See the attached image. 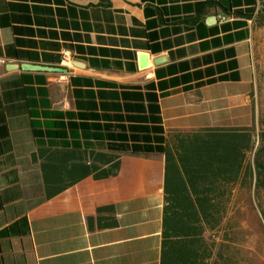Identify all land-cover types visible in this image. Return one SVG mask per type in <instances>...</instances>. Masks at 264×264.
Listing matches in <instances>:
<instances>
[{"label": "crops", "instance_id": "0c3cea01", "mask_svg": "<svg viewBox=\"0 0 264 264\" xmlns=\"http://www.w3.org/2000/svg\"><path fill=\"white\" fill-rule=\"evenodd\" d=\"M261 1L0 0V264H162L165 149L253 123Z\"/></svg>", "mask_w": 264, "mask_h": 264}, {"label": "trees", "instance_id": "16d2710c", "mask_svg": "<svg viewBox=\"0 0 264 264\" xmlns=\"http://www.w3.org/2000/svg\"><path fill=\"white\" fill-rule=\"evenodd\" d=\"M264 13L256 16L259 24ZM251 125L178 134L166 154L162 264H247L235 192L264 188V131Z\"/></svg>", "mask_w": 264, "mask_h": 264}, {"label": "rangeland", "instance_id": "374dc122", "mask_svg": "<svg viewBox=\"0 0 264 264\" xmlns=\"http://www.w3.org/2000/svg\"><path fill=\"white\" fill-rule=\"evenodd\" d=\"M264 13V0L256 16ZM264 25V17L260 18ZM255 115L253 128L255 147L261 144L260 133L264 131V64L259 72L256 89L254 92ZM234 215L242 221L245 234L241 241L249 247V259L247 264H264V188L257 187L240 189L235 192Z\"/></svg>", "mask_w": 264, "mask_h": 264}, {"label": "built area", "instance_id": "2783aa9c", "mask_svg": "<svg viewBox=\"0 0 264 264\" xmlns=\"http://www.w3.org/2000/svg\"><path fill=\"white\" fill-rule=\"evenodd\" d=\"M223 18H226V16H223ZM61 66L66 67L67 74H65V78H70V74H68V70L70 67L74 66V57H73V51L70 49H64L62 52V58L60 62Z\"/></svg>", "mask_w": 264, "mask_h": 264}, {"label": "water", "instance_id": "95a60500", "mask_svg": "<svg viewBox=\"0 0 264 264\" xmlns=\"http://www.w3.org/2000/svg\"><path fill=\"white\" fill-rule=\"evenodd\" d=\"M141 57L145 58V61L141 64V67H146L149 65V62L147 61L148 55L146 53H143ZM22 67L30 68V69H49V70H61L64 71L66 70V67L63 66H50V65H36V64H26V65H21Z\"/></svg>", "mask_w": 264, "mask_h": 264}]
</instances>
